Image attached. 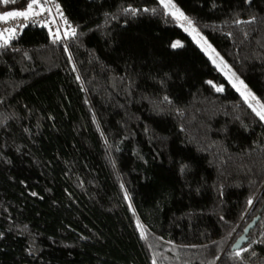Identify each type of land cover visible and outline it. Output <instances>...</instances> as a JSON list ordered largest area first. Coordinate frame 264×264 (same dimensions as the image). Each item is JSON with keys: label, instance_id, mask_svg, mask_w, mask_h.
<instances>
[{"label": "trees", "instance_id": "16d2710c", "mask_svg": "<svg viewBox=\"0 0 264 264\" xmlns=\"http://www.w3.org/2000/svg\"><path fill=\"white\" fill-rule=\"evenodd\" d=\"M50 1L0 43V264H264L253 107L158 0ZM173 1L264 105V0Z\"/></svg>", "mask_w": 264, "mask_h": 264}, {"label": "rangeland", "instance_id": "374dc122", "mask_svg": "<svg viewBox=\"0 0 264 264\" xmlns=\"http://www.w3.org/2000/svg\"><path fill=\"white\" fill-rule=\"evenodd\" d=\"M158 1L164 7V5L161 3V0H158ZM172 4H174L175 7L178 8V6L175 4L173 0H172ZM52 6L53 7H51L50 9V12H51L50 17L54 21V24L56 23L55 30L63 29V27L67 26L68 24L64 22L59 12L56 11V9L54 8L55 5L53 4ZM36 9H37L36 6L33 7L32 12L36 11ZM26 10H19V11H26ZM166 10L174 18L175 23L185 32L188 38L208 57V59L216 67V69H218L221 73H223L226 81L232 85V87L240 94V96L253 108H256L258 111L261 110V104L255 97L251 89L240 78H238L235 75V73L227 65V63L222 58V56L214 49V47L209 43V41L204 37V35H202L197 29H195L193 25L189 26L187 21L182 20V19H177L176 17H174L171 14V9H166ZM64 34L65 32L62 31V36ZM56 35H59V34H56ZM176 41H179L181 45L183 44V41L180 39H174L172 41V44ZM215 87L217 89L218 88L222 89L223 85L216 84ZM241 93H244V95H242ZM253 97H255V99H253Z\"/></svg>", "mask_w": 264, "mask_h": 264}, {"label": "built area", "instance_id": "2783aa9c", "mask_svg": "<svg viewBox=\"0 0 264 264\" xmlns=\"http://www.w3.org/2000/svg\"><path fill=\"white\" fill-rule=\"evenodd\" d=\"M36 6H37L36 11H33L32 14L26 18L8 17L7 19H0V43H2L4 40L13 39L26 26L44 27L51 36H54L56 23L54 24V21L50 17L51 15L50 9L51 7H53L51 1L37 0ZM54 8L56 9L57 12H60L58 8L56 7ZM4 13H2L0 16H3ZM65 27L68 30L70 29L69 25ZM9 29L14 30V32L6 31Z\"/></svg>", "mask_w": 264, "mask_h": 264}, {"label": "snow or ice", "instance_id": "6c2138e0", "mask_svg": "<svg viewBox=\"0 0 264 264\" xmlns=\"http://www.w3.org/2000/svg\"><path fill=\"white\" fill-rule=\"evenodd\" d=\"M4 3H9L10 0H3ZM11 2H15V0H11ZM37 3V0H30L28 6H27V10L26 11H15V12H7V13H4L3 16H0V19H7L8 17H28L29 15L32 14V9H33V6ZM161 3L164 5V7L166 9H171V14L176 17L177 19H182V20H185L187 21L188 25L191 26L192 25V21L186 17L178 8L175 7L174 4H172V0H161ZM43 10V9H41ZM187 30V29H186ZM6 31H9V32H14V30L12 29H9V30H6ZM67 35V33L65 34ZM72 35H75V29H72ZM60 37L59 35H56L55 36V40H59ZM8 41L7 40H4V44H7ZM181 44L179 41H176L172 44V47L173 48H177V47H180ZM242 83V82H241ZM221 89H217V91H220ZM242 95H244V93H241ZM253 99H255V97H253ZM251 106V105H250ZM253 111L256 112V114L262 119L264 120V105H261V110H257L256 108H253ZM251 200H249V204H251ZM237 256L240 255L239 252L236 253Z\"/></svg>", "mask_w": 264, "mask_h": 264}, {"label": "water", "instance_id": "95a60500", "mask_svg": "<svg viewBox=\"0 0 264 264\" xmlns=\"http://www.w3.org/2000/svg\"><path fill=\"white\" fill-rule=\"evenodd\" d=\"M261 209H259L260 212ZM260 215L256 214L242 229V232L240 233V235L236 238V240L233 242V244L231 245L230 249L231 250H237L239 249L243 243H245L247 241V236L248 233L250 232L251 229H253V227L255 226V224L257 223V221L259 220Z\"/></svg>", "mask_w": 264, "mask_h": 264}, {"label": "flooded vegetation", "instance_id": "af4514ba", "mask_svg": "<svg viewBox=\"0 0 264 264\" xmlns=\"http://www.w3.org/2000/svg\"><path fill=\"white\" fill-rule=\"evenodd\" d=\"M251 231V230H250ZM240 235V234H239ZM239 235H237L236 236V238L239 236ZM248 235H249V233H248ZM236 238L232 241V243H231V245L233 244V242L236 240ZM247 243H248V236H247V241L245 242V243H243V245L239 248V249H237V250H231V251H241V250H244L245 248H246V245H247ZM231 247V246H230Z\"/></svg>", "mask_w": 264, "mask_h": 264}]
</instances>
